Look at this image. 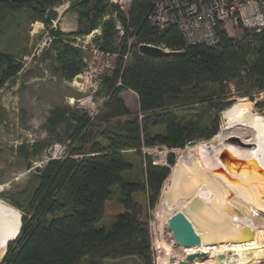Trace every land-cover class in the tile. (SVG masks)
Returning <instances> with one entry per match:
<instances>
[{
	"label": "trees",
	"instance_id": "1",
	"mask_svg": "<svg viewBox=\"0 0 264 264\" xmlns=\"http://www.w3.org/2000/svg\"><path fill=\"white\" fill-rule=\"evenodd\" d=\"M63 1L0 0V15L11 9L24 10L33 23L45 21L48 7L53 8ZM68 1L72 2L70 9L78 11V16L87 26L68 36L53 32L57 37L53 46L60 48L64 46L65 38L89 34L101 27V50L118 55L113 72L104 77L102 84L108 95L105 104L107 115L110 119L129 116L130 111L121 94L133 91L139 97L143 117H129L118 123L112 132H103L102 135L108 136L110 141L108 148L99 147L96 143L86 150L84 146L90 142L89 130L93 120L85 112L64 106L50 111L44 129L61 143L68 140L70 154L66 159H53L44 168H37L35 184L28 191L29 200L25 201L31 204V211L26 212L31 217H21L20 234L9 242L2 264H104L106 260L130 257L139 258L142 264H153L149 226L142 219L144 211L134 195L145 193L149 208H155L175 157L171 154L167 165H156L140 149L143 145L153 147L158 144L183 147L191 141L215 136L219 123L217 116L214 128L210 129L209 123L212 122H207V119L211 120V114L206 118L201 114L197 120L190 119L184 123L179 113L169 107L206 103L207 109L221 112L225 104L214 102L211 92H216L222 99L226 91L224 82L238 77L240 80H256L264 88V33L252 37L255 45L248 53L243 51L241 42L236 43L226 34L216 47L198 45L186 48L178 28L160 32L148 22L151 0H134L128 17L108 0H102L98 10H95L96 5L91 8V4L93 1L97 4L99 0ZM91 9L94 12L89 16ZM114 14L125 27V35L121 39L115 29ZM106 15L110 18L103 22ZM54 17L57 18L56 13L51 12L46 22ZM134 36L135 41L129 47L128 41ZM248 38L250 36L245 35L244 41ZM140 44H164L173 51L182 52L176 57L155 58L138 52ZM129 48L131 53L125 65L124 56ZM250 56L252 63L249 62ZM57 59L60 66L57 69L64 79L72 81L82 72L80 51L65 46ZM21 69L22 64L13 56L0 52V90ZM244 69H248L247 77L241 75ZM215 86H218L216 90ZM186 89H194V94L183 97ZM201 92L204 96L200 95ZM258 107L264 110V102ZM160 127L165 129L164 133H151L152 129ZM114 135L115 138H111ZM50 145V142L43 141L20 147V152L29 162L28 168L32 167L30 159L40 157ZM133 150L144 157V184L129 182L124 176L133 167L125 160V154ZM75 155L81 157L75 158ZM114 189L121 193L124 211L108 228H98L97 224L105 218L106 204ZM59 212L64 213L58 215ZM184 250H175L174 247L169 254L183 259L193 256L198 264H213L206 251L200 254L202 248Z\"/></svg>",
	"mask_w": 264,
	"mask_h": 264
},
{
	"label": "rangeland",
	"instance_id": "2",
	"mask_svg": "<svg viewBox=\"0 0 264 264\" xmlns=\"http://www.w3.org/2000/svg\"><path fill=\"white\" fill-rule=\"evenodd\" d=\"M71 3L68 0H64L60 5L53 8L48 7L45 21L35 23H33L30 15L24 10L16 11L11 9L4 11L2 16L0 15L2 19H0V52L13 56L17 62L22 64V69L17 76L7 81L0 90V201L19 212L21 217L24 215L31 217L30 214H26V212L31 211V204L25 201L29 200L28 191L35 184L37 168H44L53 159H66L67 155L69 156L70 154L68 147L70 142L68 140L65 143H61L55 136L49 135L44 129L46 119L53 108L64 106L76 111L85 112L93 120L89 130V133L91 131L90 142L84 146L86 150H90L96 143L99 147L108 148L110 141L107 138L108 136L102 135L103 132H106V134L112 132L118 123H123L129 117H143L140 113L139 98L137 99L132 93H130V96L127 94L124 95L130 107L129 116L110 119L107 115L105 104L108 95L105 93L102 85H100L101 83L103 84V81L99 85H96L95 82L99 77L97 76L98 73H111L117 63V57L108 56V52L101 50L100 47L103 43L102 29L99 30L101 34L96 35L94 39H92L94 35L89 37L92 34L91 32L89 34L65 38L63 40L64 46L60 48L53 46L57 38L56 35H53V32H61L68 36L81 31L82 26H87L83 23L85 21L78 16V11H72L70 9ZM95 5L96 2L93 1L91 8L94 9ZM93 9L89 10V12L87 11L88 14L93 13ZM121 11L128 17L130 8L128 9L126 7L125 10L121 9ZM51 12L56 13L57 18H50V22L47 23L46 20H48ZM102 21L104 22V20ZM245 35L250 36L246 41H244ZM255 35L245 30H239L232 32L228 36L234 39L236 43L241 42L243 51L248 53L254 48L255 43L252 37ZM50 38H52V41L49 40ZM91 39L94 47L104 52L103 55L93 54L89 50L91 49V46H89V40ZM65 46L80 51V59L83 63L82 72L72 81L64 79L59 74V69H57L60 68L59 62L57 61L58 54L59 52H64ZM249 62L252 63L251 56L249 57ZM54 68H56V71ZM90 68L95 70L96 73L90 71ZM244 68L247 67L244 66ZM247 71L248 69H244L241 75L247 77ZM93 84L98 86L99 89L97 92H94ZM224 84L226 85V91L222 99H220L216 92H211L214 102L217 104L220 102L225 104V109L221 112L216 109V111L207 109L206 103L181 108L177 106L169 107L170 110H175L179 113L184 123L190 119L197 120L201 114H204L205 118L211 114V120L207 119V122H212L209 123L210 129L214 128V119L216 116L218 117V132L215 136L210 139L201 138L191 142L199 144L221 136L223 134L224 123L227 122L223 115L236 104H248L252 107L253 112L264 117V110L258 107L259 103L264 102V88L260 82L252 79L248 80L247 78L240 80L238 77L233 80H227ZM217 88L218 86H215V90ZM206 92L210 94L209 91ZM193 94L194 89H186L183 92V97H189ZM200 95L204 96V93L201 92ZM187 108H192V110ZM185 109L188 111H184ZM164 131L165 129L160 127L152 129L151 133H164ZM60 132L63 133L62 130ZM115 135L111 136V138H115ZM43 141H48L51 145L40 157L30 159L32 167L28 168L29 162L20 152V147L25 144L32 146L37 142ZM189 143L183 147L168 146L171 154L175 157V161L173 166H171L170 175L163 184L160 199L155 208H149L145 193L141 192L134 195L135 200L143 208L144 213L142 219L149 226L153 264H185L183 258H174V256L169 254L170 250L174 247L175 250L185 249L184 251L188 248L179 247L177 243L174 244L173 235L167 227L168 219L175 213L181 211L184 204L179 202L169 212L170 216L166 212H163L160 206L162 201H164V192L170 186V178L180 160L181 152L193 147L189 146ZM134 151L125 154V160L131 163L133 167L124 176L129 182L144 184L146 179L144 157L136 154ZM79 156L75 155V158ZM167 164L168 159L165 162V165ZM204 172L211 180L214 181L216 179L220 181L219 177L213 171L204 169ZM222 184L227 186L233 185L234 183L228 182L227 184ZM263 192L260 189L259 195L261 200H263ZM229 200L232 201L233 198ZM15 203L18 204V207L14 205ZM239 204L242 207L246 206L240 202ZM182 205L183 207L181 208ZM247 208L246 206L244 208L245 210L242 209L243 212ZM123 211L124 207L121 203V193L119 190L114 189L111 199L106 204L105 218L101 223L97 224V227L108 228L114 222L116 216ZM243 212L239 211V213ZM63 213L59 212L58 215H63ZM247 216L249 215L247 214ZM249 217L251 218V216ZM254 221L255 225L249 221L258 229L256 230L254 228L256 230L254 241L243 245L225 244L217 247L202 246L197 249L202 248L200 254L206 251V256L213 264H264V230L262 228L264 227V213H259V217ZM249 222L246 219L238 221L240 225H247ZM13 240L16 239L10 241ZM9 242L6 244L5 256L0 264L5 260ZM188 258L191 259L190 264H198L197 260L194 261L193 256ZM104 264H142V262L137 257H130L118 260H106Z\"/></svg>",
	"mask_w": 264,
	"mask_h": 264
},
{
	"label": "bare ground",
	"instance_id": "3",
	"mask_svg": "<svg viewBox=\"0 0 264 264\" xmlns=\"http://www.w3.org/2000/svg\"><path fill=\"white\" fill-rule=\"evenodd\" d=\"M223 117L227 122L224 123L223 134L221 136H217L208 142L199 143L189 148L187 151L181 152V157L178 162L179 165L185 166L189 172H192L193 165L191 163L194 162L196 169L204 174L197 176L193 173L192 177H188L189 185L185 184V188L190 190L191 186L194 185L193 195L200 197L208 204H217L218 199L223 196L227 199L229 205L233 203L237 204L239 208H237L238 212L240 209L243 212V210H245L244 208L247 206L248 208L245 212L238 213L237 216L230 218L236 226L240 225L238 221L242 219H246L248 222L250 221L255 225L254 220L259 217L257 208H264V200H261L259 195L260 189L264 191V181L256 174L259 166L251 160H253V158H255L254 160L258 159L261 167L264 169V117L253 112L252 107L244 103L236 104L234 107L227 110ZM235 138L241 139L240 142L242 146L239 147L235 142L230 141ZM225 149L228 150L230 157L233 155L238 156L247 162V167L243 168L238 175L240 179L237 180L236 183L230 181L234 184L227 186L222 184L225 183L222 179L219 178L222 183L216 179L213 181L204 172V169L214 171V168L221 165V161L218 157L221 151ZM159 158L163 159L164 157L159 156ZM231 176L234 175L232 174ZM201 178H209L210 181H212L213 188H210ZM168 188L169 187L165 190L164 195ZM231 198H233L232 201L229 200ZM239 202L246 206L242 207ZM182 203L184 204V202ZM175 206L168 205L165 201H162L160 207L163 212H166L168 216H170L169 212H171ZM182 207L183 205L181 208ZM249 211L252 212L254 220L247 216ZM21 227L20 213L0 201V262L5 256L6 244L20 234ZM253 228H256V226H253ZM262 228L264 230V227ZM256 230L258 229L256 228Z\"/></svg>",
	"mask_w": 264,
	"mask_h": 264
},
{
	"label": "built area",
	"instance_id": "4",
	"mask_svg": "<svg viewBox=\"0 0 264 264\" xmlns=\"http://www.w3.org/2000/svg\"><path fill=\"white\" fill-rule=\"evenodd\" d=\"M134 0H108L109 4L116 5L120 11L125 10L126 7L131 8ZM152 8L147 15L148 22L160 32L166 31L169 28L176 27L182 35L184 46L186 48L192 46H208L216 47L221 43L223 35H230L232 32L245 30L252 34L264 33V0H151ZM115 21V29L121 39L125 35V27L117 21V15L112 16ZM110 16L106 15L103 19L108 20ZM101 28L93 31L89 36L92 39L98 34H101ZM88 37V38H89ZM92 39L89 40V49L93 54H104V52L97 50ZM52 41V38L49 39ZM135 41V36L128 41V46L132 47ZM147 45L162 50L165 53L178 52L173 51L166 45L155 44H140L137 48L138 52L140 46ZM182 52V51H180ZM131 48L124 56V62L129 59ZM108 56L118 55L107 53ZM112 69L111 73L113 72ZM90 71L96 73L90 68ZM109 74L98 73L96 85H99ZM102 85V83L100 84ZM120 86L121 83L119 82ZM94 87V92L98 91V86ZM142 118V117H141ZM144 156H149L153 159L156 165H165L166 160L171 151L168 146L156 145L148 147L143 145L140 149ZM159 156L164 157L159 158ZM60 159V158H59Z\"/></svg>",
	"mask_w": 264,
	"mask_h": 264
},
{
	"label": "water",
	"instance_id": "5",
	"mask_svg": "<svg viewBox=\"0 0 264 264\" xmlns=\"http://www.w3.org/2000/svg\"><path fill=\"white\" fill-rule=\"evenodd\" d=\"M101 5L102 0H99L95 9L98 10ZM139 51L141 54L155 58L181 55V52L165 53L158 48L147 45L140 46ZM239 140L235 139L232 141L240 147L242 145ZM195 145H197L196 142L189 143V146ZM218 158L221 161V165L216 167L213 172L225 184L230 181L236 183L240 179L238 175L242 169L247 167L246 160L234 155L230 157L226 149L221 151ZM254 159L251 161H254L259 166L256 174L264 181V169L261 167L258 159ZM191 164L193 165L192 172H189L185 166L177 164L170 180V186L163 196L165 203L171 206L184 202V207L181 211L171 216L167 222V227L172 233L175 243L183 248H200L202 246L217 247L225 244L243 245L254 241L256 232L251 223L236 226L230 218L237 216L239 213L236 203L229 205L227 199L222 196L218 199L217 204H208L200 197L193 195L194 185H190V190L185 188V184H188V177H192L193 173L197 176L204 175L200 170L196 169L194 162ZM232 174L234 176H231ZM201 180L210 188H213L212 181L209 178H201ZM262 199L264 200V192L262 193ZM257 210L259 213H264V208L259 207ZM248 215L253 218L251 211H249ZM190 261V258L184 259L185 264H190Z\"/></svg>",
	"mask_w": 264,
	"mask_h": 264
},
{
	"label": "crops",
	"instance_id": "6",
	"mask_svg": "<svg viewBox=\"0 0 264 264\" xmlns=\"http://www.w3.org/2000/svg\"><path fill=\"white\" fill-rule=\"evenodd\" d=\"M130 93H132L133 95H135L137 97V99L139 98L138 95L136 93H134L133 91H125V93L123 92V94H121V97L124 100V102H125V104H126V106H127V108L129 110H130V107L128 106V100L126 98H124V95L127 94L128 96H130Z\"/></svg>",
	"mask_w": 264,
	"mask_h": 264
},
{
	"label": "flooded vegetation",
	"instance_id": "7",
	"mask_svg": "<svg viewBox=\"0 0 264 264\" xmlns=\"http://www.w3.org/2000/svg\"><path fill=\"white\" fill-rule=\"evenodd\" d=\"M96 10V9H95ZM94 12V11H93Z\"/></svg>",
	"mask_w": 264,
	"mask_h": 264
}]
</instances>
